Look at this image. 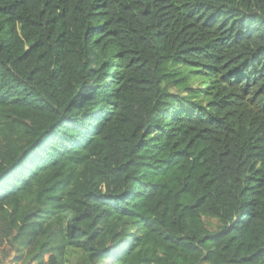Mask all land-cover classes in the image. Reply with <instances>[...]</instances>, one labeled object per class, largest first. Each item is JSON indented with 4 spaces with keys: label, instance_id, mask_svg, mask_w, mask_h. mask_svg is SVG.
<instances>
[{
    "label": "trees",
    "instance_id": "obj_1",
    "mask_svg": "<svg viewBox=\"0 0 264 264\" xmlns=\"http://www.w3.org/2000/svg\"><path fill=\"white\" fill-rule=\"evenodd\" d=\"M0 255L264 264V0H0Z\"/></svg>",
    "mask_w": 264,
    "mask_h": 264
},
{
    "label": "rangeland",
    "instance_id": "obj_2",
    "mask_svg": "<svg viewBox=\"0 0 264 264\" xmlns=\"http://www.w3.org/2000/svg\"><path fill=\"white\" fill-rule=\"evenodd\" d=\"M10 256H12V255H10ZM0 257H1V255H0ZM13 257V256H12ZM12 257H11V259H12ZM5 262H3V263H5V264H12V260H10V259H6V260H4Z\"/></svg>",
    "mask_w": 264,
    "mask_h": 264
},
{
    "label": "crops",
    "instance_id": "obj_3",
    "mask_svg": "<svg viewBox=\"0 0 264 264\" xmlns=\"http://www.w3.org/2000/svg\"><path fill=\"white\" fill-rule=\"evenodd\" d=\"M12 264H14V263H12Z\"/></svg>",
    "mask_w": 264,
    "mask_h": 264
}]
</instances>
